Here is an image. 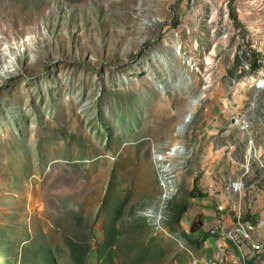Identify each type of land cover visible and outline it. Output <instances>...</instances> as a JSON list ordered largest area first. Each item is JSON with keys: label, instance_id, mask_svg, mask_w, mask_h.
<instances>
[{"label": "rangeland", "instance_id": "1", "mask_svg": "<svg viewBox=\"0 0 264 264\" xmlns=\"http://www.w3.org/2000/svg\"><path fill=\"white\" fill-rule=\"evenodd\" d=\"M263 57L264 0H0V264H190L221 200L259 228Z\"/></svg>", "mask_w": 264, "mask_h": 264}, {"label": "built area", "instance_id": "2", "mask_svg": "<svg viewBox=\"0 0 264 264\" xmlns=\"http://www.w3.org/2000/svg\"><path fill=\"white\" fill-rule=\"evenodd\" d=\"M258 64L255 85L258 91L263 92L264 57L258 60ZM250 67L247 66L248 69ZM226 207L222 201L219 202L216 223L205 233L214 241V245L204 244L195 251L190 249V264H264V215L258 221L259 228H255L249 220H243L240 216L236 222L226 225L224 213ZM163 209L158 212L152 208L148 212V217L156 228H161L165 221Z\"/></svg>", "mask_w": 264, "mask_h": 264}, {"label": "bare ground", "instance_id": "3", "mask_svg": "<svg viewBox=\"0 0 264 264\" xmlns=\"http://www.w3.org/2000/svg\"><path fill=\"white\" fill-rule=\"evenodd\" d=\"M256 83H257V80H256L255 84ZM161 109L162 108L159 106V109L158 110H161ZM189 121H190L189 119L185 120V122H189ZM179 131H182L181 130V127H180ZM184 152H185L184 145L182 143H180V142H176V143H174V149L172 151H170L169 153H170V155L178 154V156H179L181 153H184ZM160 159H162V160L165 159L164 162H169V161H166L167 156H166V158L165 157H161ZM164 171H167V170L165 169ZM172 183H173V181H170L169 179H167V182H166V185H165V187H166V193L164 194L165 201H167V199H170L171 198V195L175 192L174 187L173 188L170 187V185H174Z\"/></svg>", "mask_w": 264, "mask_h": 264}, {"label": "crops", "instance_id": "4", "mask_svg": "<svg viewBox=\"0 0 264 264\" xmlns=\"http://www.w3.org/2000/svg\"><path fill=\"white\" fill-rule=\"evenodd\" d=\"M224 204H225V202H224V200H221ZM220 201V202H221ZM219 210H217L216 211V213H213V214H215V216L213 217V214H212V216H210L211 218H212V220L208 223V225H206V227L207 228H205V231H204V233H207V229L208 228H211L212 226H214V224L216 223V219L218 218V216H219V212H218ZM228 215H225V224L226 225H228L227 224V222H228ZM207 224V223H206ZM202 225V224H201ZM204 227H202V228H198L197 229V234L198 233H202V229H203ZM197 238H199V235H197ZM209 243H211V244H209ZM205 244H208V245H210V246H212V245H214V241L212 240V239H210L209 238V235L207 234V241L205 242Z\"/></svg>", "mask_w": 264, "mask_h": 264}, {"label": "trees", "instance_id": "5", "mask_svg": "<svg viewBox=\"0 0 264 264\" xmlns=\"http://www.w3.org/2000/svg\"><path fill=\"white\" fill-rule=\"evenodd\" d=\"M197 227H198V226H196V224H194V225L192 226L193 230L197 229Z\"/></svg>", "mask_w": 264, "mask_h": 264}]
</instances>
